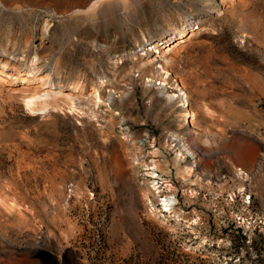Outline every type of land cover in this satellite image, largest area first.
I'll return each mask as SVG.
<instances>
[{"label":"rangeland","instance_id":"rangeland-1","mask_svg":"<svg viewBox=\"0 0 264 264\" xmlns=\"http://www.w3.org/2000/svg\"><path fill=\"white\" fill-rule=\"evenodd\" d=\"M95 1L0 0L3 43L32 60L48 20L41 65L59 63L60 80L72 69L82 83L74 105L47 111L26 102L46 89L40 79L0 90V264H54L46 253L59 264H264V0H118L100 16ZM191 10L201 18L187 40L152 47L156 60L139 72L140 49L183 29ZM149 81L181 95L150 97ZM110 90L136 99L117 116ZM123 120L155 138L152 155L169 150L168 132L188 133L200 165L173 184L185 194L177 213L115 138ZM160 157L169 174L173 153Z\"/></svg>","mask_w":264,"mask_h":264},{"label":"bare ground","instance_id":"bare-ground-1","mask_svg":"<svg viewBox=\"0 0 264 264\" xmlns=\"http://www.w3.org/2000/svg\"><path fill=\"white\" fill-rule=\"evenodd\" d=\"M205 6H210L213 3H218V5L226 6L225 0H203ZM92 8L99 7L97 9L99 16L103 15L105 12H108L109 8L112 6L121 7L122 3L118 0H97L92 4ZM90 7V6H89ZM91 8V9H92ZM223 8V7H222ZM226 8V7H225ZM113 9V8H112ZM88 10V9H87ZM96 10V9H95ZM89 13V12H88ZM87 14V13H86ZM191 17L185 20L184 28L181 30H173L168 35L156 39L150 42L148 45H145L144 48H141L142 52L140 57L144 60L138 67V71L141 73H147L150 70L151 63L156 60V55L151 58L150 49L157 48L159 46L165 47V53L171 51L172 48L178 47L181 43H184L187 40L188 34L186 33V28L191 24L200 22V14L195 10H191ZM91 19V18H90ZM48 20L44 24L42 28V36L40 40L36 44V53L34 58L29 59L25 52L17 51V42L11 43V39H8V43L5 45L3 43V39L0 33V90L5 89L6 84H18L25 83L30 85L40 79V84L38 88H46L45 90H37L34 94L27 98V104L33 109L37 111H47L51 108H58L59 101L66 99L72 105L75 103V97H73V92H79L82 88V83L77 76H75L74 71L67 70L65 76L66 80H60V64L59 63H48L45 65H41L42 57L39 55L41 49H43L46 42V35L48 33ZM10 41V42H9ZM155 44V45H154ZM141 46V45H139ZM158 51V49L156 50ZM166 61V60H165ZM142 62V61H141ZM59 64V65H58ZM65 70V69H64ZM152 79V78H151ZM151 81V80H150ZM149 81V82H150ZM108 82V79L102 80V83ZM161 83H148L145 89V92L148 96L153 97L160 92L159 89H162V94H167L168 99L176 100L180 97L181 94L172 93L169 94L167 91L163 90L160 87ZM164 85V84H163ZM25 88V87H22ZM180 88V87H179ZM65 90H70L72 92H65ZM182 89L180 88V91ZM184 95L186 92H182ZM105 94L100 93L99 90H96L93 95V102L96 105H99L102 102H105L103 98ZM187 97V96H186ZM136 99V94L134 91H124L123 93L117 94L115 91H109L106 98V105L108 109H111L113 106L118 107V111H115V115L123 114L124 110V101L126 99ZM182 101V102H181ZM178 104L181 107V120H187L190 122L191 113L189 112V103L187 98H180ZM120 121H118L119 123ZM195 127V126H194ZM245 173V171H242ZM148 183V182H147ZM152 195V194H151ZM158 199L157 197H153ZM173 205V206H172ZM176 202L171 196H167L164 201V211L175 212L177 213L179 210L176 206ZM151 214H156V211L152 208ZM162 214V213H161ZM67 263V259L65 256L64 264Z\"/></svg>","mask_w":264,"mask_h":264},{"label":"built area","instance_id":"built-area-1","mask_svg":"<svg viewBox=\"0 0 264 264\" xmlns=\"http://www.w3.org/2000/svg\"><path fill=\"white\" fill-rule=\"evenodd\" d=\"M148 134L145 132L142 135H137L132 126L123 120L118 123V130L114 136L129 149L130 157L134 159V164L138 165L139 169L142 168L144 179H148L147 182L152 195L159 198L160 204L165 209L164 201L167 196L173 197L176 204H178L179 197L185 195L183 191L173 192V184L178 183L180 180H185V176L191 177L198 169L200 161L191 146L188 133L180 131L168 132L165 142L168 144L169 150L162 153L158 148H155L154 151L160 153L155 155H152L149 150L155 145V138L150 141ZM171 152L174 155L173 160L177 165H169V174H165L158 168V164L154 162L159 161L158 159L161 158L160 155L162 154L167 158L168 155H171ZM151 155L153 157L156 156L157 159L149 160L150 165H147V162L144 161H147Z\"/></svg>","mask_w":264,"mask_h":264},{"label":"water","instance_id":"water-1","mask_svg":"<svg viewBox=\"0 0 264 264\" xmlns=\"http://www.w3.org/2000/svg\"><path fill=\"white\" fill-rule=\"evenodd\" d=\"M48 256H50L52 258V261L54 262V264H59L58 260H57V256H53L52 254L50 253H46Z\"/></svg>","mask_w":264,"mask_h":264}]
</instances>
